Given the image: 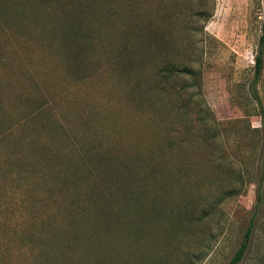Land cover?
I'll use <instances>...</instances> for the list:
<instances>
[{
  "label": "rangeland",
  "instance_id": "obj_1",
  "mask_svg": "<svg viewBox=\"0 0 264 264\" xmlns=\"http://www.w3.org/2000/svg\"><path fill=\"white\" fill-rule=\"evenodd\" d=\"M263 22L264 0H0V264H228L250 227L264 264Z\"/></svg>",
  "mask_w": 264,
  "mask_h": 264
},
{
  "label": "trees",
  "instance_id": "obj_2",
  "mask_svg": "<svg viewBox=\"0 0 264 264\" xmlns=\"http://www.w3.org/2000/svg\"><path fill=\"white\" fill-rule=\"evenodd\" d=\"M67 11V10H66ZM65 13V11H63ZM78 16H80L79 13H67V20L68 17L70 18H75L73 21L79 22L80 27H71V25L69 23H65L63 24L64 26V34L62 35V37H78V35H83L84 34V29H82L83 27L81 26L80 22H81V18H79ZM72 21V22H73ZM84 25V23H83ZM137 32V36L138 37H152V34L149 33L148 35L146 33L140 32L139 29H136ZM255 63H256V67H255V78H254V82H253V91L255 94V98L259 99V95H258V81L260 80V77L262 76L263 70H264V22H263V33H262V37L260 40V50L259 53L257 54L256 58H255ZM192 71L189 68H185V69H177L176 67H171V66H164L163 70L161 71V73L159 75H164V78H169V75H175L178 73H182V74H189L191 75ZM191 104V102H187L186 104V108L189 107V105ZM72 222V221H71ZM253 229L252 227H250L245 235V238L242 242L241 247L238 249V251L235 253V255L233 256V258L230 260V262L228 264H241L245 254L247 252L248 249V244L250 241V237L252 235ZM45 242V239H43ZM40 252V251H39ZM43 253V251L41 252ZM4 256L5 253L0 251V256Z\"/></svg>",
  "mask_w": 264,
  "mask_h": 264
}]
</instances>
